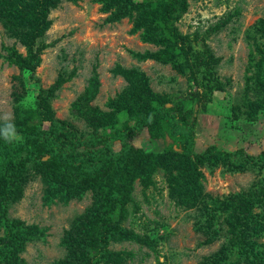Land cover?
Returning <instances> with one entry per match:
<instances>
[{"label": "trees", "instance_id": "16d2710c", "mask_svg": "<svg viewBox=\"0 0 264 264\" xmlns=\"http://www.w3.org/2000/svg\"><path fill=\"white\" fill-rule=\"evenodd\" d=\"M94 1L110 14L109 23L140 14L132 33L145 30L143 41L160 49L155 53L132 52L133 57L142 62L151 59L173 64L185 74L187 70L195 91L167 107L170 97L154 95L143 72L119 67L115 73L123 76L128 86L110 103L112 112L91 105L100 89L97 74L75 105L88 120L92 129L89 133L79 131L55 115L50 99L66 82L63 78L50 91H40L38 111L12 123L0 121V129L10 123L22 138L9 142L0 134V232H3L0 264L23 263L21 255L27 244L44 236L37 226L26 225L9 215V209L22 200L32 179H42L49 203L58 198L67 204L75 196L81 198L88 191L95 193L93 205L65 231L63 245L68 254L57 264H127L135 254L111 250L109 245L137 243L149 248L160 262L161 242L166 239L155 234L150 222L137 224L141 205L133 198L136 181H140L145 200L150 203L147 191L156 187L161 174L169 184L171 201L187 210L204 203L207 196L199 183L200 166L210 171L223 166L232 173L264 168V150L258 155L249 154L244 148L229 150L211 146L202 152L195 150L193 103L203 102L222 89L215 69L219 60L206 41L231 17L210 26L204 33L183 35L177 23L187 14L189 0ZM63 2L75 4L78 0H0V23L9 30L12 39L20 40L29 51L27 57H22L15 46L6 48L5 58L22 72L31 73L34 82H39L35 79L36 72L48 47L40 45L39 40L53 24L50 12ZM148 21L157 27L147 29ZM257 77L259 94H264V63L260 64ZM250 99L245 93L240 104L233 107V121L244 119L254 124L259 119L264 111V99ZM145 131L149 140L166 143L170 139L171 143L160 152L137 147L134 140ZM116 142L120 143L119 148ZM209 205L213 207L208 209ZM209 205L202 206L206 219L196 224V233L205 237L199 246L218 241L222 244L198 264H264V183L223 200L212 199ZM256 207L260 209L257 214ZM125 223L129 226H124ZM139 227L143 233L137 232Z\"/></svg>", "mask_w": 264, "mask_h": 264}, {"label": "rangeland", "instance_id": "374dc122", "mask_svg": "<svg viewBox=\"0 0 264 264\" xmlns=\"http://www.w3.org/2000/svg\"><path fill=\"white\" fill-rule=\"evenodd\" d=\"M189 3L187 14L177 23L183 35H191L195 31L204 33L210 26L231 17L206 41L219 60L215 69L222 89L213 92L207 100L204 99L205 102L193 103L195 150L202 152L211 146L229 150L244 148L249 154L258 155L264 150V111L254 124L244 119L233 121L231 116L233 107L240 104L245 93L252 101L264 99V94H259L257 82L260 64L264 63V0H189ZM136 14L132 19L109 23L110 14L94 0H78L75 4L63 2L50 12L49 19L53 24L39 40L40 45L48 46L36 72L35 79L39 82L32 81L31 73L22 72L5 58L6 48L15 46L22 57H27L29 51L20 40L12 39L9 30L0 23V121L12 123L38 111L40 91H50L63 78L66 82L55 90L50 99L55 115L61 121L75 125L79 131L89 133L92 131L89 122L79 114L75 105L97 74L100 89L91 105L104 112H112L110 103L128 86L124 77L115 73L119 67L126 70L137 68L143 72L154 95L170 97L167 107H172L181 97H187L194 87L187 70L185 74L173 64L151 59L142 62L133 57L132 52L155 53L160 49L143 41L145 30L132 33L140 16ZM147 25L149 30L157 27L151 21ZM187 104L191 105L190 102ZM170 143V139L166 143L149 140L146 131L134 140L137 147L149 152L163 151ZM115 145L120 147L119 142ZM199 171L202 173L199 183L203 187V195L207 196L204 203L187 210L178 208L171 201L169 184L161 174L157 177L156 187L147 191L150 203L145 200L140 181L135 183L133 198L141 205L136 216L137 224L150 222L155 234L166 238L161 242L160 262L149 248L137 243H112L110 249L133 252L135 257L127 264H198L218 251L222 241L199 246L205 239L196 233V224L206 219L201 212L202 206L209 205L212 199L223 200L233 193L258 187L264 183V168L232 173L223 166L213 171L200 166ZM45 193L42 179H32L22 200L9 209L12 219L37 226L44 233L42 238L27 244L21 255V264H57L62 261L68 254L63 245L65 231L89 210L95 199V193L88 191L81 198L73 197L67 204L58 198L49 203ZM212 207L209 205L208 209ZM258 212L260 209L256 207L254 213ZM124 226L128 227L129 223ZM137 232L143 233L142 228H137Z\"/></svg>", "mask_w": 264, "mask_h": 264}, {"label": "clouds", "instance_id": "9594fccd", "mask_svg": "<svg viewBox=\"0 0 264 264\" xmlns=\"http://www.w3.org/2000/svg\"><path fill=\"white\" fill-rule=\"evenodd\" d=\"M0 134L3 135L4 139L6 141H11V140H20L22 139L21 137L16 135L15 127L14 125L10 123H6L5 126L0 129Z\"/></svg>", "mask_w": 264, "mask_h": 264}]
</instances>
